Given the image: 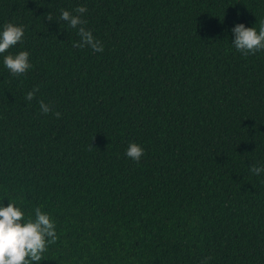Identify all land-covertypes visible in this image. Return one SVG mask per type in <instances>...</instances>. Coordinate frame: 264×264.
Returning a JSON list of instances; mask_svg holds the SVG:
<instances>
[{
	"label": "trees",
	"instance_id": "1",
	"mask_svg": "<svg viewBox=\"0 0 264 264\" xmlns=\"http://www.w3.org/2000/svg\"><path fill=\"white\" fill-rule=\"evenodd\" d=\"M78 6L103 52L72 46ZM261 20L264 0H0V31L24 27L0 54V206L56 226L32 264H264V50L231 31Z\"/></svg>",
	"mask_w": 264,
	"mask_h": 264
},
{
	"label": "clouds",
	"instance_id": "2",
	"mask_svg": "<svg viewBox=\"0 0 264 264\" xmlns=\"http://www.w3.org/2000/svg\"><path fill=\"white\" fill-rule=\"evenodd\" d=\"M74 11L75 15L67 10H60V19L67 22L70 28L76 29L80 38L78 42H73L72 46L80 49L88 47L93 52H103V44L85 27L87 21L82 19L87 8L78 6ZM46 19L53 20L51 13L47 14ZM231 31L234 35L232 45L244 56L264 50V20L259 22V31L254 27H245L242 23L235 24ZM23 37V26H16L12 23L5 24L3 30L0 31V54L6 53L11 47L22 42ZM3 63L13 76H21L32 67L27 51H20L15 55H5ZM38 91L39 87L33 88L27 93L25 99L32 101ZM39 106L42 114L47 115L52 112L51 106L43 100L39 101ZM53 114L57 119L61 116L59 112ZM90 147L92 146L90 145ZM125 154L139 162L144 155V149L136 143H130ZM250 171L254 175H259L264 172V168L252 165ZM34 211V220L31 216L25 219L24 212L13 203H8L6 207L0 206V264L40 262L48 245L56 242V226L53 220L39 207ZM208 259L211 258H206L201 264H207Z\"/></svg>",
	"mask_w": 264,
	"mask_h": 264
}]
</instances>
